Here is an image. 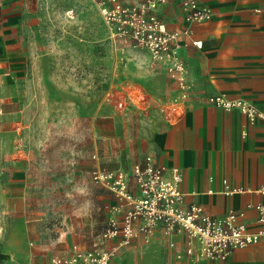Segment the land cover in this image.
I'll use <instances>...</instances> for the list:
<instances>
[{"label": "rangeland", "instance_id": "1", "mask_svg": "<svg viewBox=\"0 0 264 264\" xmlns=\"http://www.w3.org/2000/svg\"><path fill=\"white\" fill-rule=\"evenodd\" d=\"M1 1L0 21L19 23L18 57L0 69V264H38L98 241L110 195L92 155L131 172L154 118L116 98L157 108L163 86L146 51L113 50L92 0Z\"/></svg>", "mask_w": 264, "mask_h": 264}, {"label": "crops", "instance_id": "2", "mask_svg": "<svg viewBox=\"0 0 264 264\" xmlns=\"http://www.w3.org/2000/svg\"><path fill=\"white\" fill-rule=\"evenodd\" d=\"M198 1L212 9L214 17L210 21L188 23L181 0H168L157 11L169 31L182 33L181 55L189 69L193 94L181 104V111L174 110L172 100L178 90L164 64L152 66L163 86L158 109L151 108L144 90L143 106L128 94L117 97L116 101L117 104L124 102L123 110L131 104L139 109L145 107L147 111L143 114L150 113L154 118L150 128L142 132L146 147L139 145L141 152L134 165L151 155L157 165L177 168L182 175L184 208L199 205L212 216H222L229 210L242 211L248 232L257 233L261 224L255 206L264 204V122L252 125L240 110L226 111L205 101L209 96L224 94L231 99H244L264 110V0ZM15 13L8 12L3 22L0 21V52L5 55L0 69L18 57L13 47L19 23ZM101 19L103 22L102 15ZM104 28L109 38L105 25ZM185 30H190L191 36L184 35ZM193 41H201L202 48L195 47ZM94 153L99 154L97 150ZM92 161L93 169L105 167L101 158ZM228 189L235 192L229 194ZM105 190L110 195V207L116 200ZM175 241L176 247L170 248L169 239L158 228L150 243L135 239L122 248L110 264H133L135 259H139L140 264H170L177 253H184L185 237L177 236ZM73 245L38 264L55 255L69 253ZM92 245L93 242L79 246L88 249ZM113 245L115 241L109 242L108 247ZM178 264L211 263L191 261L184 256ZM224 264H264V240L235 250Z\"/></svg>", "mask_w": 264, "mask_h": 264}, {"label": "built area", "instance_id": "3", "mask_svg": "<svg viewBox=\"0 0 264 264\" xmlns=\"http://www.w3.org/2000/svg\"><path fill=\"white\" fill-rule=\"evenodd\" d=\"M99 7L104 25L116 53L128 50H144L149 54L151 66L165 65L175 83L178 93L172 102L175 112L190 99L193 87L189 81V69L181 55L179 31H169L157 11L168 0H93ZM2 1L0 0V6ZM185 20L190 24L210 21L213 11L198 0H181ZM191 36L190 30L183 31ZM202 48L201 41H193ZM108 102L114 99L107 93ZM145 100L144 96L136 99ZM206 104L231 111L240 110L255 125L264 122V110L244 99H231L219 94L207 97ZM120 101L118 105L123 106ZM94 153L92 160L99 161ZM92 181L108 191L116 200L109 207L105 229L91 248L73 245L69 253L55 255L41 264H110L124 247L135 239L148 244L160 228L169 239L170 248L176 247L175 237H185L184 253H177L170 264H178L184 256L191 261H209L224 264L237 249L255 245L264 240V204L255 206L261 229L249 233L244 222L245 213L229 210L222 216H212L199 205L183 207L184 193L181 190L182 175L177 168L157 165L148 155L134 165L132 172L97 166L91 171ZM235 189H228L234 193ZM115 245L108 247L109 242Z\"/></svg>", "mask_w": 264, "mask_h": 264}, {"label": "bare ground", "instance_id": "4", "mask_svg": "<svg viewBox=\"0 0 264 264\" xmlns=\"http://www.w3.org/2000/svg\"><path fill=\"white\" fill-rule=\"evenodd\" d=\"M136 95V94H135Z\"/></svg>", "mask_w": 264, "mask_h": 264}]
</instances>
